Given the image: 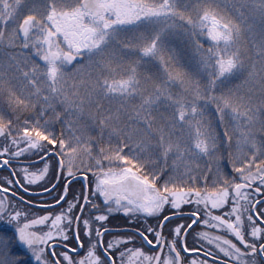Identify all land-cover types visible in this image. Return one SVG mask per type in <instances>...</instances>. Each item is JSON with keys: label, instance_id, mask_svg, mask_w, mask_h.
I'll use <instances>...</instances> for the list:
<instances>
[{"label": "snow or ice", "instance_id": "6c2138e0", "mask_svg": "<svg viewBox=\"0 0 264 264\" xmlns=\"http://www.w3.org/2000/svg\"><path fill=\"white\" fill-rule=\"evenodd\" d=\"M256 7L253 58L238 46L252 25L242 12L233 18L225 0H0V43L22 50L15 70L25 84L0 73V93L15 114L0 104V168L11 170L0 191L18 186L12 199L0 196V264H118L117 256L119 264H257L264 257V140L254 133L258 122L264 131V0ZM168 34L184 36L202 73L181 63ZM153 61V70H142ZM113 99L119 107L105 109L102 101ZM37 109L34 120L20 121L18 112ZM49 110L57 120L74 117L66 121L72 135L50 130ZM209 111L222 134L204 118ZM85 117L98 122L102 140L108 130L95 156ZM177 125L190 129L189 141L173 140L166 129ZM134 136L138 151L124 153ZM234 137L231 171L217 163L211 176H198L188 162L180 171L185 156L219 162L220 146L230 148ZM32 185L50 196L61 187L51 196L58 210L45 205L38 214L31 200L17 199ZM114 212L157 223L105 241ZM137 237L150 252L128 247ZM55 238L60 251L50 247ZM205 243L203 257L187 255Z\"/></svg>", "mask_w": 264, "mask_h": 264}, {"label": "trees", "instance_id": "16d2710c", "mask_svg": "<svg viewBox=\"0 0 264 264\" xmlns=\"http://www.w3.org/2000/svg\"><path fill=\"white\" fill-rule=\"evenodd\" d=\"M40 1H42V0H40ZM225 2H226V5L228 7V10H229L230 14L233 16V18H238L240 13L242 12L244 17L248 21V23H250L252 25L251 31H249L247 27H245L244 30L242 31V33L239 37L238 46L240 47L242 53H245L246 55H251L253 58H255V51L256 50H255V48H253L252 44H253V41H255L257 43L259 42L260 33H261V13H260L259 9L256 7V5L258 4V0H225ZM176 31L179 32V30H176ZM174 36H175V38H174ZM181 36L183 37V41L180 40ZM4 42H6V41H4ZM165 42H166L168 48L174 50V53L180 58L181 63L185 64L186 67H188V69L190 71H192L193 73H196V72L202 73L203 72L202 68H198L196 57L193 54L190 46L187 45L186 40H185L183 35L168 34L165 37ZM207 46H208V44L205 43V47H207ZM2 51H4V52H2ZM10 53H13V54L9 55V56L15 57V60H13L12 62L15 63L16 60H19V59L22 60V58L19 57V54H22V50L19 47L11 46L7 50L3 47H0V56L6 57ZM133 58H135V57H133ZM12 62L9 63L12 67V70L10 72H7V75L10 78H14L13 83H18L19 86L24 87L25 84L22 81V77L20 76V73L15 70V64H13ZM153 63H155V62L154 61L149 62L148 64H146L144 66V69H142V70H153L152 69ZM21 66H23V65H21ZM236 83H241V81H236ZM173 91L179 92L180 89L177 87V88H174ZM2 94H3V97L0 95L1 96L0 104L5 106L6 110L9 112L10 115L14 116L15 114L11 113L10 109H7V100H6L7 93H2ZM239 94L245 95L246 94V87H242ZM257 100H258V96H257ZM102 104H103L105 109L111 108L113 111H115L119 107L120 101L118 99L103 100ZM60 110L61 109L58 106L57 111H60ZM92 110L95 111L94 108ZM37 112H38V109L33 110V111L18 112V114L20 116V121L22 122L24 119H33L34 120L37 117ZM161 112H163V109H161ZM204 118L206 120H210L212 122V126L215 129V131H217L220 134L223 133L224 126L218 124V120H217L213 111H209L208 113H206ZM43 119H48L50 121V130L54 131L58 137H59L61 131L64 132L65 136L72 135V131H71V129H69L67 127L66 121L73 120L74 117L65 116L62 114L61 118L59 120H57V119L53 118V113L49 110L46 113V115L43 117ZM158 122H163V121H160L159 116H158ZM80 123L81 124H87L89 126L88 127V133L91 137L94 138L92 140V145H93L92 151H93V156H95L98 152L99 147L104 146V144L106 143V141L108 139V130L105 129L104 138L102 140L101 136H100V126H99L98 122H93L90 119H88L87 117H85L84 120L80 121ZM166 130L171 133L174 141L175 140H179L181 142L189 141L190 129L187 126L181 127L180 125H177L174 129H166ZM231 131L232 130L230 129V133H231ZM254 133H255L256 140L258 143L260 141L264 140V131L261 130V125L259 122L255 125ZM138 139H139L138 136H134L133 141L129 142V147L124 149V153H128L130 148L133 151H138V149L134 147V142ZM116 143H117V138L115 136H113L112 144L115 145ZM229 151H231L235 154V151H236L235 137L233 139L232 146L230 148L228 147V145L226 143L222 144L220 146V154L222 155V159L219 162H217L215 159H211L207 156H202V157L195 158V159H192L188 156H185L182 161H177V163L179 164L180 171H183L185 162H188V163L204 162L205 164L203 165L204 167H202V168H200L201 166H199V167H193L192 165H189V166L192 168L193 173L198 175V176L201 175L200 170L206 171V170L211 169V172H209V176H211L214 169L212 171V166L208 165V163H215L216 165H217V163H219V165L222 168H224L225 171H231L232 166H231V164L227 163V159H228L227 154ZM144 155H145V157H147L148 153L145 152ZM81 158L84 160V165H81V167L83 168L89 163V157L85 153L82 152ZM21 159H23V158H21ZM173 159H174V157L169 158V161H168L169 169H166V170H170ZM33 160H35V159H33ZM77 162L80 163L79 160H77ZM151 167H152V165H150V164L145 165L146 169L151 168ZM8 174H9V171H7V170L0 171V179H3L4 177L8 176Z\"/></svg>", "mask_w": 264, "mask_h": 264}, {"label": "flooded vegetation", "instance_id": "af4514ba", "mask_svg": "<svg viewBox=\"0 0 264 264\" xmlns=\"http://www.w3.org/2000/svg\"><path fill=\"white\" fill-rule=\"evenodd\" d=\"M39 166V165H38ZM9 171H11L9 169ZM88 179L91 181L94 178L92 177L91 173H88ZM13 179H18V177H13ZM83 179V176H81L79 173L77 174V182L75 184L72 185L73 188L79 189L80 188V184H79V180ZM55 183V181H53ZM43 183V182H40ZM91 187H93V185H89V188L91 189ZM18 186H12V189H10V191H8V195L4 196L2 195V197H7L12 199L13 197V192H17ZM57 192H62V188L58 187L56 191L51 193V196H55L57 195ZM45 193L42 189L38 188L35 185L29 186V192L28 193H24L22 190H19L17 193V199L19 195H24L25 196V202H27L28 200L32 201V205L30 206V210L33 212H36L38 214H44L45 205H51L54 206L53 201L51 199V196L47 193L45 195H41ZM69 198H71V189H70V194H69ZM183 207V206H182ZM167 208V206H166ZM49 210H58L55 207L49 209ZM185 211H187V209L185 208ZM165 214H167V212H165ZM157 223L156 219L152 218V217H147L146 219L143 217H139V218H133V217H128L125 216L124 213L122 212H114L109 216V221H108V227L112 229L111 235H106L104 237V240H110L112 239L113 236L116 235H121V234H126V230L129 229H135L136 227H141V229L143 230L144 227L148 226V225H155ZM46 230V229H45ZM165 234H166V230H165ZM150 238H153L151 236V234H149ZM71 245V240L68 242ZM189 243H191V238H189ZM50 247L55 250V251H60L63 248V245L61 244L60 238H55V242H50ZM128 247H143L145 252H150V248L149 246L143 245L140 241V239L137 237L134 243H130L128 245ZM153 247H155V245H153ZM198 247H201L202 250L199 253H188L187 255L191 256V257H203V252L206 251L210 246L205 244L202 245H198ZM69 251V254L71 253L70 247L69 249H67ZM166 251V249H165ZM117 262L119 264V257H116ZM210 259V257H209ZM256 260H257V264H264V257L257 255L256 256Z\"/></svg>", "mask_w": 264, "mask_h": 264}, {"label": "rangeland", "instance_id": "374dc122", "mask_svg": "<svg viewBox=\"0 0 264 264\" xmlns=\"http://www.w3.org/2000/svg\"><path fill=\"white\" fill-rule=\"evenodd\" d=\"M32 3H35V4L39 5V4L42 3V1H40V0H32ZM174 38H175V36H174ZM180 40L183 41V37L182 36L180 37ZM0 47H3V48H5L7 50L11 46L6 41V42H3V43H0ZM2 52H4V51H2ZM12 54L13 53H10L6 57L0 56V73H7V72H10L12 70V67H9L10 66L9 63H11L14 60L13 59L14 58L13 56H9V55H12ZM19 57L22 58V54H19ZM12 63L15 64L14 62H12ZM70 71H71V69H70ZM69 84H71V81H69ZM0 95L3 97V94L2 93H0ZM1 96H0V100H1ZM1 143H2V141H1ZM32 159H36V158L33 157ZM77 163L79 164V162H77ZM204 164H205L204 162H200V163H196V162L189 163V165H192L193 167H197V165H199V166H201L200 168L204 167L203 166ZM208 165H211L212 166V171L214 169V171H213V173H214L217 165L215 163H208ZM200 173L201 174H203V173H208L209 174V170H206V171L200 170ZM6 186L9 187V189H12V186L11 185H6ZM0 196H2V193H0Z\"/></svg>", "mask_w": 264, "mask_h": 264}, {"label": "water", "instance_id": "95a60500", "mask_svg": "<svg viewBox=\"0 0 264 264\" xmlns=\"http://www.w3.org/2000/svg\"><path fill=\"white\" fill-rule=\"evenodd\" d=\"M1 139V138H0ZM0 170H3L2 168H0ZM0 192H2V193H7V192H3V191H0ZM45 194H47L46 192L45 193H43V194H41V195H45ZM53 207H55V205L54 206H52V208Z\"/></svg>", "mask_w": 264, "mask_h": 264}]
</instances>
